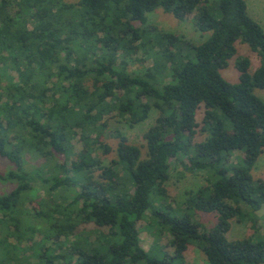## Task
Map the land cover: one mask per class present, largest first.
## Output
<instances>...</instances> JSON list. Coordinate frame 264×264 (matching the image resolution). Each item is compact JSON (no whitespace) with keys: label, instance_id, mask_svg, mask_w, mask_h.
Instances as JSON below:
<instances>
[{"label":"trees","instance_id":"16d2710c","mask_svg":"<svg viewBox=\"0 0 264 264\" xmlns=\"http://www.w3.org/2000/svg\"><path fill=\"white\" fill-rule=\"evenodd\" d=\"M156 8L180 21L193 13L207 38L193 43L147 23ZM237 42L257 54L258 66L250 72V59L237 57L230 82L221 70ZM255 89H264V30L245 0H0V157L14 166L0 174L12 184L0 194V264H186L190 247L208 264H264L260 237L227 238L231 220L254 222L264 208V181L252 174L264 151V99ZM151 109L158 114L144 143L117 132L104 166L97 153L110 150L101 139L105 116L116 112L132 126ZM31 153L54 171L48 191L70 196L66 206L41 200L39 208L27 196L33 176L49 181L24 169L22 156ZM182 158L206 183L173 208L166 182L171 160ZM66 185L75 189L61 195ZM200 213L216 222L201 227ZM141 219L171 236V254L140 246ZM81 223L93 224L94 240L79 235ZM8 237L30 241L38 261L16 258Z\"/></svg>","mask_w":264,"mask_h":264},{"label":"rangeland","instance_id":"374dc122","mask_svg":"<svg viewBox=\"0 0 264 264\" xmlns=\"http://www.w3.org/2000/svg\"><path fill=\"white\" fill-rule=\"evenodd\" d=\"M212 2V0H209ZM247 6L248 14L257 21L264 30V0H245ZM193 13L186 15L184 20L180 21L174 18L170 13L164 12L161 8H156L151 12L146 13L147 23L157 25L160 29L168 32L175 33L179 36H183L185 39L193 42L200 43L205 40L208 36V33H202L195 29L193 24ZM237 53L233 56L227 67L221 70L222 76L230 81L235 82L238 79V72L235 68V60L237 57L245 56L248 57L251 61V65L249 71L252 72L258 66V57L255 52L251 50V48L245 43H236ZM131 60V59H130ZM130 68L135 69L140 64L137 61H130ZM146 65V64H145ZM255 94L260 98L264 99V89H255ZM112 115L105 116L106 127L103 131V135L101 139L105 144L109 145L110 150L107 153H103V150H99L97 155L102 160V164L107 166L110 160L115 156V146L117 142L116 133H121L123 136L127 138L130 143L136 145H142L144 143L143 134L144 132L154 123V120L158 114L156 109H151L147 118L140 123L130 126L124 119H121L116 115V112H112ZM73 150H79L81 148V143L78 137H75L72 140ZM144 149H142L143 151ZM240 153H236L238 155ZM241 155V154H240ZM23 167L24 169L31 174L34 171H38L40 175L49 179L46 183L42 180V178L38 176H33L34 179L31 182L32 190L27 193V196H30V199L35 200L39 203V208H43L41 204V200L47 205L53 204L55 201L62 202L63 206H66L68 202L71 201L70 196L66 198V200L58 198L56 194L53 195V191H48V187L51 184V174H54V171H50L47 165H42L41 158L36 157L34 154H25ZM229 162H234V158H229ZM184 164L187 165V161L182 158L179 161L171 160V169L169 173V178L166 182V188L168 190L169 199L165 201L170 207H181L184 206L186 197L190 192H195L202 184H205V175L206 173L199 172L195 174H191L185 170ZM14 169L12 163L8 160L0 157V174H5L8 170ZM99 170L95 171V174H99ZM60 175L62 173L58 172ZM72 175V172L69 173ZM252 174L254 179H261L264 181V151L261 155L258 156L254 167L252 168ZM11 183L0 178V194L6 193L11 188ZM68 188V189H66ZM75 187L73 185L62 186L58 192L62 195L65 191L74 190ZM71 194V191L69 192ZM28 202V203H27ZM24 205L30 209H36L35 203L33 201H27ZM38 207V206H37ZM34 211V210H33ZM149 215V213H147ZM257 216L256 221H246L245 223H238L235 220H231L230 229L227 232L228 239H236L247 236H252L254 238L260 237L262 241H264V221L262 216L264 215V208L255 212ZM195 219L200 222L201 227L208 228L212 226L216 222V217L212 213H200L196 215ZM46 219L34 218L31 217L30 222L32 224L37 225L36 223L39 221L46 222ZM148 223V219H141L137 221V226L139 228V238H140V246L144 250H163L169 254L173 252V246L170 244L171 236L166 233H158L155 232V228H152L148 231L145 226ZM31 225V223H28ZM41 228V227H40ZM80 234L87 238V240L91 241L95 238V230L92 223H81L79 226ZM42 229L37 230L33 234V241L37 242L42 238ZM82 230V231H81ZM78 232V230H77ZM29 233V232H28ZM29 235V234H28ZM2 236L0 235V238ZM8 243L15 244L16 248H14L11 252L13 255L17 256L16 258L20 259L23 263L28 262H37V257L34 254V251L30 249L31 242L30 241H22L18 242L16 237H8ZM66 243L64 242V238H60V241H56L57 243L64 242L65 245L67 242L73 240V236L68 237ZM55 239L51 238L46 242V245L55 246ZM83 243V242H82ZM68 246V244L66 245ZM1 247V246H0ZM65 246L63 245V249ZM0 257H2L0 251ZM186 264H208L204 254L197 250L194 247H190L185 254ZM26 260V261H25Z\"/></svg>","mask_w":264,"mask_h":264}]
</instances>
